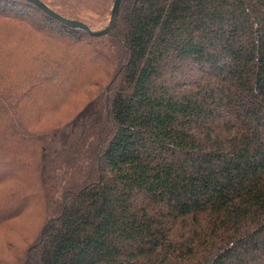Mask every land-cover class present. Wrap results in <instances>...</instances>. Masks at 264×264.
Masks as SVG:
<instances>
[{"label": "trees", "instance_id": "1", "mask_svg": "<svg viewBox=\"0 0 264 264\" xmlns=\"http://www.w3.org/2000/svg\"><path fill=\"white\" fill-rule=\"evenodd\" d=\"M15 1L29 11L0 6V225L28 195L45 221L5 264H264V0H121L98 37ZM31 35L42 49L21 60ZM56 82L60 107L88 100L47 127L25 109Z\"/></svg>", "mask_w": 264, "mask_h": 264}, {"label": "rangeland", "instance_id": "2", "mask_svg": "<svg viewBox=\"0 0 264 264\" xmlns=\"http://www.w3.org/2000/svg\"><path fill=\"white\" fill-rule=\"evenodd\" d=\"M41 1L61 15L84 22L89 25L90 28L98 30L103 28L108 22L113 0ZM1 5H5L6 8L11 12V7L17 11H29L23 6V4H20V2L18 3V1L15 0H0V6ZM23 34L24 33L17 31V36L15 38L22 40ZM27 39L33 41L31 44H34V50L30 51L29 53L25 52L23 49L16 51L15 56L21 55V60L24 55L27 56L28 54L29 56L27 57L30 58L33 54L42 49V45L34 36L31 35ZM70 48L71 50L74 49L73 46H70ZM46 53L48 55H53V57L62 54L61 51H57L55 49L47 50ZM67 54V52H63L62 57H66ZM83 55L89 60L93 58L89 53L86 52H84ZM62 61L63 60L61 59L60 64H62ZM59 85V82H56L53 86H42V90L40 92L43 93H41V96L39 94L35 98L33 102L34 105L32 107H26V115H30L42 123L48 122L47 127H53L68 121L78 111H80L83 105L87 102L88 97L84 96L83 93L71 96V98L60 107L59 99L56 100L61 95V89H59ZM40 108L42 111L38 112ZM18 174L19 172L17 175ZM26 200V204L28 205L23 211L22 215L0 225V264H5L6 262L12 263L14 257L21 255L28 245H30L36 239L43 226L45 214L43 215L38 209L35 208V205L39 207V204L36 203L35 198L29 195L26 197ZM14 202H17V200ZM11 203L1 204L0 214L10 210L11 207L8 205ZM14 206H18L17 208H19L20 204L17 202L14 204Z\"/></svg>", "mask_w": 264, "mask_h": 264}, {"label": "water", "instance_id": "3", "mask_svg": "<svg viewBox=\"0 0 264 264\" xmlns=\"http://www.w3.org/2000/svg\"><path fill=\"white\" fill-rule=\"evenodd\" d=\"M27 1H29L30 3L34 4L35 6H37L46 15H48L51 18L57 20L61 24L66 25V26H68L70 28H73V29H80V30L86 32L89 36H92V37H98V36L104 35V34H106V33H108L109 31L112 30V28H113V26L115 24L117 15H118L119 5H120V2H121V0H114L113 1L112 7H111V11H110V19H109V22H108L106 27H104V28H102L100 30H92V29H90L87 25H85L82 22L71 20V19H67V18H64V17L60 16L59 14L55 13L50 8H48L40 0H27Z\"/></svg>", "mask_w": 264, "mask_h": 264}]
</instances>
